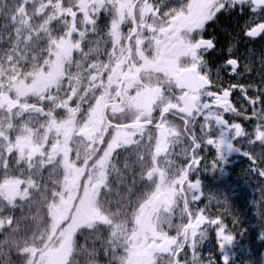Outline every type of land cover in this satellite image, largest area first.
I'll return each instance as SVG.
<instances>
[{"label": "snow or ice", "instance_id": "6c2138e0", "mask_svg": "<svg viewBox=\"0 0 264 264\" xmlns=\"http://www.w3.org/2000/svg\"><path fill=\"white\" fill-rule=\"evenodd\" d=\"M187 3L18 0L14 11L4 14L7 23H0V44L9 47L0 49V203L8 212L0 218V264H35L32 246L16 235L21 217L15 209L38 203L37 194L42 200L50 193L56 199L47 181L57 185V175L73 159V154L56 150V126L73 121V113L76 124L92 126L98 97L106 105V131L90 140L81 137L74 150L76 156L92 155L83 179L89 180L97 207L114 173L122 182L127 180L117 167L120 157L129 171V157L135 158L132 164L139 165L140 179L154 186L162 180L175 189L172 201L159 205L153 218L168 246L152 252L151 264H201L198 246L206 235L217 237L221 249L235 239L240 230L236 217L226 205L203 202L194 174L202 165L216 169L224 161L225 148L239 151L237 145L246 139L243 154L264 180V157L253 151L264 145V0H204L195 24L180 29L176 39L187 51L177 58V66L195 67L200 78L195 85L146 67L156 61L160 41L171 34L165 32L169 24L187 14ZM29 45L42 55L21 63ZM62 48L65 69L82 64L86 77L65 71L46 87L34 86L30 70H47L46 61ZM116 67L120 75L111 82ZM21 81L25 87H18ZM82 81L86 87H81ZM71 91L76 95H69ZM89 91L85 99L81 92ZM75 162L82 163L83 156ZM137 207L133 205L134 212ZM258 211L264 220V202ZM161 213L167 229L156 224ZM104 220L100 215L97 223ZM190 225L195 227H186ZM93 227H78L73 245ZM103 253L108 264L112 258L123 264V248L117 251L110 242ZM224 261L227 264V257Z\"/></svg>", "mask_w": 264, "mask_h": 264}, {"label": "rangeland", "instance_id": "374dc122", "mask_svg": "<svg viewBox=\"0 0 264 264\" xmlns=\"http://www.w3.org/2000/svg\"><path fill=\"white\" fill-rule=\"evenodd\" d=\"M64 54L65 49L62 48L56 54L55 59L46 61L48 63L47 70L43 68L32 77L34 86L46 87L53 81L63 77L66 69L61 63L60 57ZM76 65L78 64H73L71 68L73 69ZM82 74L86 77L87 69L83 68ZM94 75L98 77L101 73H94ZM97 83H100L99 79H97ZM81 84H83L81 87H86L84 81ZM18 87H25V85L21 81ZM64 87H68V84L65 83ZM69 95H76V92L71 91ZM81 95L85 97L88 94L81 92ZM74 121L75 113H73V121L62 122L61 125L56 126V132L60 135V140L56 141V150L62 152L65 156L73 154V159L65 162L64 174H62V179L59 182L60 186L55 193L56 199H53V196L48 199L49 204L47 206L46 217H48L49 225L43 231H40L39 237L26 239L32 246V256L35 257V264H69L70 258L72 262L73 257L81 249V246L79 250L77 248L78 240L73 245L72 237L75 230L84 224L94 225L90 230L91 232L98 233L99 231L97 230L104 229L106 238L109 235L113 237L110 241L111 245L117 251L123 248L125 253L123 264H151L152 252L158 246H168L165 238L157 233L156 225L153 223L154 215L159 211V207L155 205L154 200L160 192L172 193L173 198L175 189L169 187L162 180H158L154 186L147 180L139 179L138 181L144 184L145 187L148 186L150 190L145 198L143 197L140 201H137V198L135 199L134 195L131 194L136 193L139 195L140 192L143 193L142 187L140 188L135 185L136 180L130 178V172L133 170L132 167L131 171L126 169L123 164V157H120L116 161L117 167L125 173L127 180L126 182H122L119 179V173H114L110 190L100 198L99 207H97V199L93 189L90 187V182L88 179H83L86 172L90 171L92 155H85L81 152L80 156H83V162L77 165L75 161L79 160L80 156H76L74 150L76 142L81 137L85 140H90L93 136H98V129L94 125H78ZM217 136H219L218 133ZM70 141L72 143H69ZM99 142V139H97L96 143L99 144ZM88 147L91 151L93 146L89 144ZM226 154L239 156L238 151L228 148H225L224 155ZM131 158L129 157V160ZM146 160H148V156L144 154L143 163L147 162ZM162 165L171 170L172 166L167 161H162ZM134 170L136 171V169ZM82 179L83 186L81 185ZM11 190V186H9V191ZM120 196L125 201H128L130 198L134 201L127 210H123V208L116 204ZM0 205L3 206L0 207V218H2L4 204L0 203ZM133 205H138L135 212ZM150 206L153 210L149 209ZM145 209L146 212H144ZM100 215H105V220L97 223ZM165 219V215L161 213L156 219V224L161 228L167 229L169 225L165 222ZM108 225H111V228ZM101 226L106 227V229L100 228ZM16 235L18 237L22 236ZM110 242H107V244ZM204 248L207 251L214 249L221 259H224L229 254L228 245H225L221 249L218 238L212 235H206L205 239L199 244V257ZM227 260L231 264H236L230 257H227ZM104 264H108V259L104 261ZM111 264H121V262L112 258Z\"/></svg>", "mask_w": 264, "mask_h": 264}, {"label": "trees", "instance_id": "16d2710c", "mask_svg": "<svg viewBox=\"0 0 264 264\" xmlns=\"http://www.w3.org/2000/svg\"><path fill=\"white\" fill-rule=\"evenodd\" d=\"M17 3L18 0H0V23H7L4 14L14 11ZM7 47H9L7 43L0 44V49ZM2 55L3 52L0 51V56ZM41 55L42 53L38 49L29 45L26 51H22L24 58L21 60V63L31 61L33 57L39 59ZM43 68V66H40L30 70L31 76L33 77L36 73L38 74ZM82 69V65H76L73 69L69 70L68 68L67 70L84 77ZM24 78H28V75H24ZM237 147L240 148L238 151L239 156L224 155V161L216 169L205 165L200 167V177H198L202 184L203 199L204 203L211 202L213 205H226L231 215L236 217L238 221V228L240 230L235 233V239L230 244H227L229 248L227 257H230L236 264H264V236L261 235V232L264 231V220L261 219L258 211L261 202H264V195H262L264 194V180H261L256 175L248 157L243 154V151L248 148L246 139L242 140ZM253 151L257 155L264 157V145H256ZM208 155L209 159H211V154ZM131 165L136 169V171H132L131 177H135V185L140 188L142 187L143 190V193L140 192L139 195L136 193H132L131 195H134V198L140 201L143 197L145 198L150 188L148 186L145 187L144 184L138 181L141 172L139 165L132 164V162ZM144 166H147V162L144 163ZM61 179L62 175L58 174L57 180L60 182ZM47 184L49 189L54 190V194L60 186L59 183L54 186L51 180H48ZM51 196L53 195L50 193L42 200L40 195L37 194L34 199L38 203L33 204L31 207L27 203H24L22 208L17 207L15 209V214L21 217L17 225L16 234L22 235L20 237L24 240L40 236V231H43L49 225L46 214L49 204L48 199ZM133 202L132 198L125 201L120 196L116 204L123 208V210H127ZM1 205L0 207H3ZM6 209L8 208L4 205L3 216L8 212ZM100 228L106 229L104 226ZM97 231L99 232L90 231L91 234L85 233V235L79 237L77 248L79 250L81 246V249L73 257L71 264H86V259L90 258L89 252L93 249L99 252V258L102 261L108 259L103 253V246L107 244L105 230L99 229ZM200 261L201 264H221L224 259L218 257V253L214 249L207 251L204 248L200 253Z\"/></svg>", "mask_w": 264, "mask_h": 264}, {"label": "flooded vegetation", "instance_id": "af4514ba", "mask_svg": "<svg viewBox=\"0 0 264 264\" xmlns=\"http://www.w3.org/2000/svg\"><path fill=\"white\" fill-rule=\"evenodd\" d=\"M128 2L129 0H125L126 4ZM203 3H204V0H188L187 14L182 13L180 16L173 19V21L169 24L165 32L171 33V34L166 35L165 38L162 41H160L159 54L157 55L156 61L154 63L149 62L146 65V67L159 70V71H163L167 75L172 76L180 81H182L183 74L188 73V75L190 76L189 78L192 81H194L196 84L200 83V78L195 74L194 66L185 64L183 67L178 68L177 58L179 56L185 55L187 50L183 46V42L181 40L176 39V36L179 33L181 28L195 24V22L199 18ZM102 72L103 71H101V74ZM117 75H120L118 67L113 69L112 76L109 77L110 81L115 82L114 78ZM100 83H102V81H100ZM87 94L90 95V93H87ZM88 95H86L84 98L86 99ZM105 106L106 105L103 104L101 98L98 97L97 98V112L92 117V119L93 118L95 119V120L93 119V122H94L93 125L96 126V128L98 129V137H102L106 131V129L103 127L104 122H105V117H104V107ZM132 158L129 160V162L132 161ZM132 169L134 170L135 168L132 167ZM131 173L132 172H130V178H132ZM132 179H135V177ZM173 194L175 195V192H173ZM165 195L167 196L168 201L171 202L172 193L165 192ZM149 209L153 210L151 206L149 207ZM144 212H146V209L144 210ZM221 264H225V261H223ZM227 264H229L228 260H227Z\"/></svg>", "mask_w": 264, "mask_h": 264}, {"label": "water", "instance_id": "95a60500", "mask_svg": "<svg viewBox=\"0 0 264 264\" xmlns=\"http://www.w3.org/2000/svg\"><path fill=\"white\" fill-rule=\"evenodd\" d=\"M189 77L190 76L188 75V73H184L182 76L181 82L188 83L189 85H195L196 83L194 81H192ZM200 186H201V184H200ZM200 195L202 197L201 188H200ZM168 203L169 202H168L165 194H163V193H160L155 199V204L158 206L161 204H168ZM186 227H195V225H190V226H186Z\"/></svg>", "mask_w": 264, "mask_h": 264}, {"label": "clouds", "instance_id": "9594fccd", "mask_svg": "<svg viewBox=\"0 0 264 264\" xmlns=\"http://www.w3.org/2000/svg\"><path fill=\"white\" fill-rule=\"evenodd\" d=\"M117 222H121V221H117ZM112 239H113V237L111 235H109L106 238V242H110ZM89 257L90 258L86 259V264H104V261H102L99 258V252L96 249H93V250H91V252H89Z\"/></svg>", "mask_w": 264, "mask_h": 264}]
</instances>
